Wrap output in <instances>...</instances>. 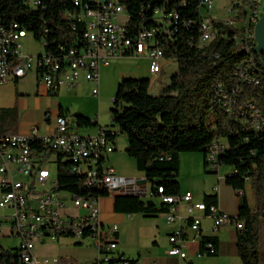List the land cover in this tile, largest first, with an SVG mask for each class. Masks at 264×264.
<instances>
[{
	"label": "built area",
	"instance_id": "obj_1",
	"mask_svg": "<svg viewBox=\"0 0 264 264\" xmlns=\"http://www.w3.org/2000/svg\"><path fill=\"white\" fill-rule=\"evenodd\" d=\"M29 1L34 7L41 4V0ZM72 1L79 11L65 14L64 17L73 21V28L78 23L84 25L78 42L68 45L50 41L48 36L42 37L37 41L45 51L36 56L23 51L21 40L30 32L17 21L6 20L0 13V85L20 80L34 69L38 83L50 91H60L62 87L71 90L86 81L94 85L92 92L99 94L101 66L108 65L110 58L127 56L148 58L149 72L156 77L163 60L168 58L160 39L171 38L178 32L180 23L191 25V21L182 20V15L176 9L163 7L156 11L154 26H142L133 33L131 15L119 0ZM213 2L199 1L203 9L209 12L208 16L203 14V18H200L204 35L199 38V43L213 39L217 31L214 22L221 20L235 29L232 39L241 46L251 47L253 53L256 39L252 38V29L264 11V0H243L248 10H252V17H244V12H237L236 0H226L223 7L230 14L226 20L210 15ZM48 32L49 28L46 27L45 33ZM50 43L52 48L48 50L46 46ZM260 59L261 67L257 68H249L248 61L237 64L234 70L236 78L255 85L264 84V58ZM216 92L218 100L227 107V112L234 115L236 99L233 95L237 89H232L230 94L223 86H217ZM245 105L257 104L245 101L240 106L238 115L242 128L254 131L263 129L264 107L263 112L242 114ZM59 114L55 117V131L52 134H40L38 127L33 126L29 133L0 135V208L12 210L4 221L9 222L11 234H17L20 239L18 246L11 249L14 255L11 261L0 259V264H61L58 258L39 257L36 249L62 237L93 238L97 255L90 264H132L128 257L118 251V225L102 220L101 201L104 196L96 193V186H103V193L108 196L131 195L145 201L154 199L167 204L169 209L163 215L168 224L186 222V229H176L169 235L167 254L178 257L184 264H193L186 249L189 239L187 230L199 238L201 235L202 215L197 212L211 217L215 229L233 223L237 229H243L242 221L222 212L218 205L208 207L204 201H195L191 191L164 195L163 187L158 186L154 194L146 176H120L107 163L108 155L116 150L112 135L118 131L101 126L95 118L97 133L82 134L76 120L66 114V122H59ZM226 147L220 138L210 145L207 160L212 173L218 172V158ZM60 162L68 163L70 174L82 180L87 194L60 187ZM52 163L56 164L54 171L51 169ZM233 173L231 169L226 176ZM213 193H218L217 186L213 187ZM207 249L210 253L216 251L212 243L207 244ZM199 255H202L201 252ZM150 264L158 263L153 261Z\"/></svg>",
	"mask_w": 264,
	"mask_h": 264
},
{
	"label": "trees",
	"instance_id": "obj_2",
	"mask_svg": "<svg viewBox=\"0 0 264 264\" xmlns=\"http://www.w3.org/2000/svg\"><path fill=\"white\" fill-rule=\"evenodd\" d=\"M119 1L131 15L133 33L142 26H154L156 11L163 7L176 9L182 20L191 21V25L180 23L178 32L171 38L160 39L158 35L165 55L178 62L171 82L160 94L150 93V79L129 77L119 82L111 109L112 126L117 125L118 132L112 139L116 144L120 134L127 137L128 155L135 159L138 170L151 183L153 193L162 186L164 195L180 193L178 178L182 153H203L205 169L209 170V147L216 138L224 139L227 147L220 154L218 165L234 170L232 175L226 176V184L237 191H244L250 185L254 192V204L244 199L235 216L237 221L243 222V229L237 232L238 254L242 264H260L261 227L264 224V128L258 131L243 129L238 110L245 101H254L256 107L263 109L264 84L239 81L234 70L244 61H248L249 68L261 67L260 57L264 58V53H251V47L238 44L232 39L235 29L221 20L214 22L217 31L213 39L199 43L202 35L200 18H203L201 0ZM244 6L239 12L245 13ZM73 11H79V7H75L72 0H41L37 7L29 0H0L2 17L17 21L36 40L48 36L50 41L68 45L77 43L84 29L81 23L73 28V21L64 17ZM46 27L48 33H45ZM46 48L50 50L52 43ZM217 86H223L230 94L232 89H237L233 95L236 99L234 115L228 113L227 107L218 100ZM60 112L67 114L62 107ZM18 122L17 109H1L0 135L16 133ZM76 122L80 127H98V123L84 115H76ZM59 183L62 189L87 194L82 180L70 174L67 162H60ZM97 193L108 196L102 190ZM203 201L208 207L218 205V193L205 194ZM168 209L167 204L154 199L145 201L131 195L114 196V211L119 214L153 216ZM208 243L214 245L215 253L209 252ZM11 249L14 248H2L0 259L10 262L14 257ZM200 252L216 256L218 238L201 234ZM129 260L137 264V260Z\"/></svg>",
	"mask_w": 264,
	"mask_h": 264
},
{
	"label": "rangeland",
	"instance_id": "obj_3",
	"mask_svg": "<svg viewBox=\"0 0 264 264\" xmlns=\"http://www.w3.org/2000/svg\"><path fill=\"white\" fill-rule=\"evenodd\" d=\"M226 0H214L213 9L210 15L213 18L228 19L230 14L226 12L223 5ZM201 13L208 16L209 12L206 9H201ZM23 51L25 54L37 55L44 53L45 48L37 41L31 33H28L22 40ZM114 57L109 59L108 65H102L100 70L101 82L99 86V94H94L92 89L93 84L83 81V84L67 90L62 87L57 96L46 98L48 104V114L51 117V124L54 123V111L62 107L65 111H68L71 118L76 120V115H84L91 120L98 119L101 126H108L112 129L118 130V126H112L111 122V109L114 107L113 98L116 95L119 82L126 75L132 74V72L138 75L145 76L146 79L151 81V94H160L164 88L162 86V77H153L149 72L150 60L145 57L127 56L123 58ZM173 62H177L176 58L171 57ZM177 64V63H176ZM132 74V75H137ZM13 82V81H12ZM9 82L5 85H0V94L7 90V86L11 85ZM14 83V82H13ZM168 85V84H167ZM21 89L28 91H36L37 80L36 71L33 69L25 79L20 82ZM51 101V102H50ZM52 115V116H51ZM45 113H36L30 111L27 120H21L29 124H39L40 134H44L43 128L46 123L43 121ZM82 134H95L97 127L80 128ZM222 141H225L222 139ZM117 149L113 152L119 155L117 159H112L111 164L115 167L118 165V173L124 176H130L126 174L119 166L125 165L132 168V158L128 155L126 147L128 146V139L125 135L120 134L117 137L116 143ZM191 154H203L201 152H194ZM51 169H56V164H51ZM222 171H225L222 169ZM141 175L139 172H137ZM211 171L204 169L203 175H195L194 178L181 180L182 191L184 186L201 187L202 183L200 178L202 176H213ZM215 176V175H214ZM151 186V183H150ZM12 210L0 208V219L2 224L0 227V250L2 248H16L20 242L17 234L12 235L9 227V222L4 221L6 216H10ZM105 223H116L120 234V247L119 250L124 252L127 256L132 258H138L140 256L144 261H149L153 256L158 254L164 247L165 240L168 234V223L163 214L147 216L144 214H112L104 218ZM16 233V232H15ZM39 257L48 256L51 258H58L61 264H90L96 257L97 252L94 246V240L91 237L77 239L73 237H62L59 241L46 242L44 245L39 246L36 249ZM260 264H264V224L261 227V245L259 248ZM205 258V257H203ZM143 260L141 262H143ZM195 264H241L240 258L229 257L227 259H219L218 261L210 262L203 260H196Z\"/></svg>",
	"mask_w": 264,
	"mask_h": 264
},
{
	"label": "crops",
	"instance_id": "obj_4",
	"mask_svg": "<svg viewBox=\"0 0 264 264\" xmlns=\"http://www.w3.org/2000/svg\"><path fill=\"white\" fill-rule=\"evenodd\" d=\"M176 63L173 62L171 58H165L163 60L161 71L157 75L163 78L162 86L167 85L171 82V78L175 74L178 68V62ZM132 74H137V73L132 72ZM132 74L126 75V77H132V78H138V79L146 78L145 76H142V75H138V74L132 75ZM25 77H23L20 80L13 81L14 83L11 81L12 84L7 86L8 87L7 90L0 94V110L7 109V108L17 109L18 115H19L17 132H21V133L31 132V129L33 126H37L38 131L40 133V125L38 123L29 124L25 121L22 122L21 120L22 119L27 120L26 118H28L30 111L40 113V114L45 113V118L43 119V121L46 123V126L43 128L42 133L52 134L55 131V117L57 114L61 113L60 112L61 107L58 109H55L54 114H53L54 123L50 125L51 117L48 114L49 112L47 109L49 102L47 103L48 100L46 101V98L51 99V97L57 96L59 91L56 93L54 91H50L45 86L40 85L38 81H37L38 89L36 91L31 92L26 89H21L19 85H20V82H22L25 79ZM36 80H37V75H36ZM82 84L83 82L80 85ZM66 112L67 114H69L68 111ZM116 143H117V140H116ZM119 155H122V154L116 155V153L112 152L108 155V160H107L108 165L114 167L117 174H119L118 165L117 167L113 166L111 164L112 163L111 160L117 159ZM204 159L205 158L203 154L182 153L180 156V172H179V178H178L179 182H180V175H181V180H184L187 178L192 180L195 175H198V174L203 175V171L205 169ZM120 168L122 169L121 171H124L126 174L130 175V176H124V175L119 174L120 176H123L126 178H140V177L145 176L143 172L138 170L137 164L134 158H132V168L127 167L125 165L119 166V169ZM222 169H224L225 171H222ZM230 171H231V168L229 166L221 165L219 167L218 172L212 174L213 176L208 175V176H202V178H200V182L202 183V185L199 188L194 187V186H184L183 189L184 188L185 189L182 191V185L180 184V193L191 191L194 195V200L197 202H200V201H203L205 194L213 193V187L217 186L218 187V208L222 212L227 213L229 216L235 217L238 215L239 208L241 204L243 203L244 199H247L249 204L251 205L254 204V192L250 185H247L244 191L234 190L232 187L227 185L225 181V176ZM137 172H139L141 175H139ZM220 176L222 177L220 178ZM101 204H102V220L103 221H104V218H106L108 215H112V214L122 215L114 211V196L104 197L101 201ZM197 213L202 215V224H201L200 233L202 235L215 236L218 238V252L216 256H210L207 253L199 255L200 238L196 236V234H194L190 230H187L189 239L187 241L186 249H187L190 259L193 261V264H195L196 260L200 261L203 259L204 261L207 260V261L215 263L219 259H227L229 257L240 258L238 254V249H237L238 229L236 225L233 223V224L225 225L218 229H215L213 225V220L211 217L203 214L202 212H197ZM168 226H169L167 228L168 237L165 240L164 247L158 254L153 256L151 260L144 261L143 259L140 258V256L138 258H132L130 256H127L124 252H121L119 250V247H120L119 230H118V237H119L118 251L132 260H137V264H150L153 261L157 262L158 264H184V261L180 260L178 257L168 255L167 250L170 247L169 235L176 229H179L182 227L185 228L186 222L182 221V222L175 223V224H169ZM142 260L143 262H141Z\"/></svg>",
	"mask_w": 264,
	"mask_h": 264
},
{
	"label": "bare ground",
	"instance_id": "obj_5",
	"mask_svg": "<svg viewBox=\"0 0 264 264\" xmlns=\"http://www.w3.org/2000/svg\"><path fill=\"white\" fill-rule=\"evenodd\" d=\"M236 5H237V12H239L240 9L244 6L243 0H236ZM244 7H245L244 17H252V10H248V5H245ZM202 8H203V4H200V11ZM202 17H203V14H202ZM201 30H202L201 37H203L204 35L203 26H201ZM252 38H255L254 29H252ZM249 112H263V109L256 107V105H245V107L242 108V114H249ZM59 122H66V114H59ZM97 190L103 191V186H96V193H97Z\"/></svg>",
	"mask_w": 264,
	"mask_h": 264
},
{
	"label": "water",
	"instance_id": "obj_6",
	"mask_svg": "<svg viewBox=\"0 0 264 264\" xmlns=\"http://www.w3.org/2000/svg\"><path fill=\"white\" fill-rule=\"evenodd\" d=\"M254 35L256 39V44L252 48V52L255 54H263L264 53V11L261 14L258 22L254 28ZM145 182V180H143Z\"/></svg>",
	"mask_w": 264,
	"mask_h": 264
}]
</instances>
